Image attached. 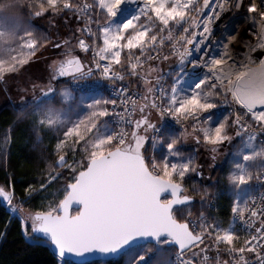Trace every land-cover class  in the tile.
I'll list each match as a JSON object with an SVG mask.
<instances>
[{
  "label": "snow or ice",
  "instance_id": "6c2138e0",
  "mask_svg": "<svg viewBox=\"0 0 264 264\" xmlns=\"http://www.w3.org/2000/svg\"><path fill=\"white\" fill-rule=\"evenodd\" d=\"M27 7L31 19L22 30L15 20H0V36L16 42L0 50V83L44 64L40 82L30 83L41 95L31 104L21 95L12 122L24 123L32 150L41 146L39 180L25 181L17 194L5 171L0 185V201L18 213L22 234L52 247L55 264H65L66 255L122 253L139 239L175 249L174 259L158 252L155 264H264V191L259 200L238 195L254 180L264 184V165L247 168L264 157V0H38ZM231 16L244 24L229 30ZM45 18L55 31H36L34 22ZM244 25L251 30L247 42ZM242 44L247 63L236 59ZM49 49L56 58L43 57ZM69 79L106 81L114 95L92 99L75 120L53 117L51 108L42 116L39 101ZM63 97L72 93L66 89ZM169 118L178 129L163 127ZM45 130L53 133L48 145ZM190 141L210 161L183 153ZM226 143L239 157L222 179L233 191L231 223L241 227H222L223 220L203 211L197 227L190 205L196 192L203 207L220 190L221 178L211 172ZM157 147L166 153L148 155ZM205 164L211 184L202 191L193 185L189 194L185 181L194 173L203 178ZM36 200L35 210L25 212ZM180 209L187 214L178 215ZM151 255L140 252L124 264H147Z\"/></svg>",
  "mask_w": 264,
  "mask_h": 264
},
{
  "label": "trees",
  "instance_id": "16d2710c",
  "mask_svg": "<svg viewBox=\"0 0 264 264\" xmlns=\"http://www.w3.org/2000/svg\"><path fill=\"white\" fill-rule=\"evenodd\" d=\"M38 0H0V8L6 10L10 15L18 17L23 23L28 24L27 22L31 19L28 15V7H36ZM23 10L21 11V8ZM34 28L37 32L47 33L49 31H55L47 22V18L44 20H38L34 22ZM126 59V54L124 57ZM68 82V81H67ZM67 82L62 81L57 84L56 87H61ZM97 95V94H96ZM79 95H77L78 97ZM104 96L105 95H99ZM76 99V98H75ZM56 104H58L56 102ZM16 110H13V107L6 102L0 106V144L2 140L6 138V129L11 126L14 120ZM16 128V127H15ZM26 139V130L24 134L20 137V144L17 145L19 150H14L15 140L13 139L6 149V151L1 154L0 152V185H3L5 179V171L8 173V179L11 182L12 180L16 181V192L20 194L23 192V189L27 187L25 181L32 182L33 179L39 180L38 169L42 166L40 160L41 146H37L36 150H32L29 145L25 143ZM43 143L45 145L49 144L47 137H44ZM181 151L192 152V149L187 147L185 144L181 146ZM155 154L158 158L164 153L163 149L156 150L151 152L149 149L148 155ZM55 158V157H53ZM226 174L225 162L221 163L219 166L214 167V170L211 172V176L214 178H221V181L218 179V186L220 190L216 193L215 198H210V202L206 201L202 207L200 204V195L201 192L198 191L194 194L195 203L190 205L191 215L193 217L199 215L202 211L205 212L209 217H218L223 220L222 225H226L230 217V204L233 197L229 196L226 191L223 189V177ZM211 184V181L203 180L197 174H191V177L185 181V187L189 189V194L192 193V186H197L201 191L203 188L208 187ZM58 185H54L57 187ZM215 191V188L213 189ZM40 203L39 200L35 202H28L24 205L25 212L34 211L35 205ZM212 205H215V209L211 208ZM8 209L14 212L9 206ZM187 210V209H186ZM75 210H73L74 212ZM184 209H180L178 215L183 217ZM138 247L146 248L143 251L147 254V251H152V256L147 260V264H155V257L158 252H163L164 255L172 256L175 249L171 246L161 245L156 247L154 244H147L144 246H137L132 249H129L117 259L107 260V261H92L83 264H124V260L128 256L137 254ZM0 264H55L54 254L50 251L48 246L37 243L29 242L26 240L24 235L21 232L19 219L14 217L10 212L5 208V206L0 201ZM65 264H76V263H67Z\"/></svg>",
  "mask_w": 264,
  "mask_h": 264
},
{
  "label": "rangeland",
  "instance_id": "374dc122",
  "mask_svg": "<svg viewBox=\"0 0 264 264\" xmlns=\"http://www.w3.org/2000/svg\"><path fill=\"white\" fill-rule=\"evenodd\" d=\"M61 19H63V18H61ZM0 20H8V21L15 20L17 25L19 26V28L21 30L29 26L28 24L23 23L20 19H18V17L10 15L8 12H6V10H3L2 8H0ZM6 31H7V29H6ZM61 31H67V29L61 28ZM248 35H250V33ZM243 37L245 38L247 36L242 35L241 39ZM247 41H248V37H247ZM247 41H245V42H247ZM9 47H16V42L13 41L10 38V36L7 34L4 36H0V50H7ZM240 48H242V47L240 46ZM243 48H244V46H243ZM243 48H242L240 55L245 52ZM81 55H83V53H81ZM43 57L44 58L50 57L53 59L56 58V50L55 49H49L48 51L43 53ZM242 58H245V54L242 55ZM237 62L238 63H247V59H242V60L237 61ZM43 69H44V64L41 61H36L33 64V67L29 70V73H24L19 78H14L15 82L9 81L8 85H4L3 83H0V106L4 103L8 102L11 105V107H13V110H16V106L19 105V103H20V96L21 95H23L24 97H27L28 98L27 103L31 104L33 102V99H34V95L40 96L41 92L39 89H36V91L34 93L33 89L30 86V83L31 82H37V83L40 82V78L44 76ZM29 76L31 77V79L29 78ZM45 79H46V77H45ZM70 80H72V79H69L68 81H70ZM64 82H67V81H64ZM185 85L187 87V83H185ZM55 87H56V85H55ZM5 88L10 89V91L4 90ZM17 88L25 89V91L20 93V92H18ZM57 88L60 89L58 91V93L56 92L55 94H53L51 96H44L39 101L42 116H46L47 109L51 108L53 110V112H52L53 117H56L57 115H61L69 121L75 120V119L79 118L81 115H83L84 105L89 103L92 99L102 97V96H99L97 93H94V92H85V93H81L74 100L69 99V100L65 101L64 97H63V93L66 90V88L65 87H62V88L56 87V89ZM56 102L58 104H56ZM224 114H226V113H224ZM217 115L219 116L220 114H217ZM60 123H61L60 120H56L55 123L52 125V127L55 128ZM47 127L48 126L45 125V128H47ZM24 132H25L24 123H21V125L19 127H16V128L14 127L13 129L11 126L7 127L6 138H5V141L7 140V143L4 142V139L2 140V142L0 144L1 154H3V152L6 151V149L8 148V146L10 145V143L13 139L15 140V144H16L14 147V150L18 151L19 147L17 145L20 144V137L24 134ZM52 134L53 133L51 131H47V130L42 132L43 137H47L48 141H49V138L52 136ZM52 143L54 144L55 141H52ZM185 145L187 147L191 148L192 152L189 151V152H184V153L185 154L193 153L195 155H198L197 163H203L205 160L210 161V157L203 154L204 153L203 148H197L195 146L194 142L190 141L188 143H185ZM183 146H184V144H183ZM235 147H236V145H234V144H227V143L224 144V146L219 149V154L217 156V160L215 162L214 167L219 166L221 163L225 162V167L227 170L229 167V164L231 162L238 161L239 157L234 155V148ZM253 150H255V149H253ZM246 151H249V150L247 149ZM259 161L260 160L258 158H255L254 160L248 162L247 168L250 171L254 172L258 168ZM208 175H209L208 166H207V164H205L204 177L202 179L207 180ZM198 176H200V175H198ZM242 187L243 186H241L239 191L242 189ZM223 189L226 191L225 193H227L229 196L233 197V191H232V188L230 186L225 185V186H223ZM239 191H238V193H239ZM6 208L8 211H10L8 209L7 204H6ZM10 214H12L14 217L18 216L17 212L10 211ZM186 214H187V210H185L183 212L184 216ZM197 216H195V217H197ZM191 217H193V215H191ZM145 250H146V248H144V247H138V250H136V251L138 254V253L143 252Z\"/></svg>",
  "mask_w": 264,
  "mask_h": 264
},
{
  "label": "built area",
  "instance_id": "2783aa9c",
  "mask_svg": "<svg viewBox=\"0 0 264 264\" xmlns=\"http://www.w3.org/2000/svg\"><path fill=\"white\" fill-rule=\"evenodd\" d=\"M89 55H91V53H89ZM126 81H127V77L125 79V82ZM185 83H184L183 87H186ZM62 87H65L70 93H72V97L70 98V100H74L77 97V95H80L81 93H85V92H94V93H97L99 95H105L106 97H111V96L114 95L113 87L111 85H109L106 81L105 82H101V81L93 82L92 80H88V81H84V80H70L65 85H63V86H61L59 88H62ZM116 87H119V84H117ZM129 87L135 89V85L134 84L130 85ZM59 90L60 89L57 88L56 92L58 93ZM220 112H221V110L218 109L217 113H220ZM163 127L169 132H171L173 129H178L179 128V126L176 125L175 122L171 120V118H169L168 121H166L163 124ZM159 149H161V148L157 147L155 150L151 149V152H154V151L159 150ZM163 150H164V153H166V149H163ZM246 150L247 149H245V151ZM150 155H152V154L150 153ZM256 158H258L260 160L258 168L261 165H264V157H259L258 156ZM261 191H264V184H261V183L256 182L254 180L251 184L243 185V187L239 191L238 195H239L241 200H244L245 198H247L249 196H255L259 200ZM211 208L215 209V205H212ZM200 215H201V213L197 217H191V219L196 222L197 227L199 226ZM209 218H211V216ZM230 225L232 227H234V228L241 227L239 225L238 221L235 222L234 224L231 223L230 217H229L228 223L226 225H222V227H229ZM149 252L152 253V251H147V253H149ZM174 252H173V255H172L173 259L175 258L174 257ZM210 255H212L214 257L215 253L212 252V253H210ZM151 256H148L147 260L150 259ZM221 259H227V257L223 254V252L221 253ZM211 264H215V260L214 259L211 262Z\"/></svg>",
  "mask_w": 264,
  "mask_h": 264
},
{
  "label": "water",
  "instance_id": "95a60500",
  "mask_svg": "<svg viewBox=\"0 0 264 264\" xmlns=\"http://www.w3.org/2000/svg\"><path fill=\"white\" fill-rule=\"evenodd\" d=\"M2 202V201H1ZM2 204L5 206L6 208V202H2ZM7 209V208H6ZM75 210V209H73ZM10 212V211H9ZM25 237V236H24ZM26 238V237H25ZM29 242H33V240L31 239H27ZM145 244H152L150 239H139L135 242H133L132 245H130L126 251H128L129 249H132L134 247L137 246H141V245H145ZM47 246V245H46ZM48 248L50 249V251L54 254V249L50 246H48ZM126 251L122 252V253H110L108 255H101L100 253H91V254H87L83 257H77L75 255H66L64 257L65 262L67 263H76V264H83V263H87V262H92V261H107V260H113V259H117L119 256H121L123 253H125Z\"/></svg>",
  "mask_w": 264,
  "mask_h": 264
},
{
  "label": "bare ground",
  "instance_id": "6f19581e",
  "mask_svg": "<svg viewBox=\"0 0 264 264\" xmlns=\"http://www.w3.org/2000/svg\"><path fill=\"white\" fill-rule=\"evenodd\" d=\"M226 23H227L228 29L231 30V29H234V28H240V26L242 24H244V21H243V18L242 17L231 16V17H229V19L227 20ZM216 31H217V34L219 35V33L221 31H223V29L220 26H217ZM248 32L251 34L250 28L247 25H244V27L242 28V35H246L249 38L250 35H248L249 34ZM247 37H245V38L243 37L242 38V41H247ZM252 39L255 40V37L253 36ZM240 46L243 48L244 45L242 44ZM243 49H244L245 52L236 57L237 61H240L242 59H246V57L245 58H242V55L247 52V49H246L245 46H244ZM253 55L255 56L256 54L253 53ZM261 57H264V53H261Z\"/></svg>",
  "mask_w": 264,
  "mask_h": 264
}]
</instances>
